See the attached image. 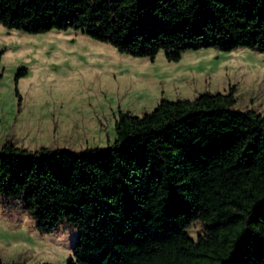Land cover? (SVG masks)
<instances>
[{"label":"trees","instance_id":"1","mask_svg":"<svg viewBox=\"0 0 264 264\" xmlns=\"http://www.w3.org/2000/svg\"><path fill=\"white\" fill-rule=\"evenodd\" d=\"M0 23L30 33L72 28L150 59L162 50L177 61L202 47L264 55V0H0ZM25 70L14 74L18 102ZM235 101L231 84L161 96L140 114L120 109L114 139L78 151L6 140L0 199L21 203L39 230L75 226L66 264H145L169 244L192 254L209 245V260L197 264H264V113Z\"/></svg>","mask_w":264,"mask_h":264},{"label":"rangeland","instance_id":"2","mask_svg":"<svg viewBox=\"0 0 264 264\" xmlns=\"http://www.w3.org/2000/svg\"><path fill=\"white\" fill-rule=\"evenodd\" d=\"M0 145L6 140L31 150L41 146L83 150L105 146L115 136L118 110L140 114L161 96L189 97L235 86L234 108L264 113V55L247 47L187 49L177 61L160 50L153 59L119 52L107 42L68 28L30 33L0 23ZM20 67L14 91V74ZM76 227L60 223L46 232L21 203L0 199V257L8 263L66 264ZM202 224L194 222L196 239ZM192 254L169 244L145 264H197L212 254L202 245Z\"/></svg>","mask_w":264,"mask_h":264}]
</instances>
